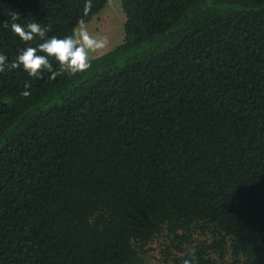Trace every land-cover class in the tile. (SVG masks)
<instances>
[{"label":"trees","instance_id":"16d2710c","mask_svg":"<svg viewBox=\"0 0 264 264\" xmlns=\"http://www.w3.org/2000/svg\"><path fill=\"white\" fill-rule=\"evenodd\" d=\"M107 1L0 0V54L42 42L13 12L63 38ZM120 4L86 71L0 73V264H149L160 238L167 264H264V0Z\"/></svg>","mask_w":264,"mask_h":264},{"label":"clouds","instance_id":"9594fccd","mask_svg":"<svg viewBox=\"0 0 264 264\" xmlns=\"http://www.w3.org/2000/svg\"><path fill=\"white\" fill-rule=\"evenodd\" d=\"M92 8V0H86L84 5V15L87 16ZM14 21L11 30L23 42H31L38 38L41 43L37 47L29 46L23 49L16 59L7 62V56L0 54V73L5 70L18 69L21 66L30 77L40 78L44 71L51 73L52 79L65 71L72 73L84 72L91 67L89 52H96L104 49L108 40L106 37H95L89 34L84 21H79V32L77 35H69L63 38L57 36H47L51 31L50 26L45 27L36 22H28L26 25L15 22L18 16L15 12L11 14ZM42 53V54H41ZM50 58H54L58 63V70L53 68ZM29 85L26 83L25 87ZM21 95H28L22 92ZM195 249L189 253V258L184 259L183 264H195Z\"/></svg>","mask_w":264,"mask_h":264},{"label":"rangeland","instance_id":"374dc122","mask_svg":"<svg viewBox=\"0 0 264 264\" xmlns=\"http://www.w3.org/2000/svg\"><path fill=\"white\" fill-rule=\"evenodd\" d=\"M124 22L125 14L121 9L120 0H108L104 9L94 16L91 21L85 23L90 35L98 38L106 37L108 40V44L104 49L89 52V57L100 56L122 43L124 39ZM79 27L76 29L75 35L78 34ZM166 244L167 242L160 238L146 246L144 249L147 251V263L167 264V260L165 259Z\"/></svg>","mask_w":264,"mask_h":264}]
</instances>
